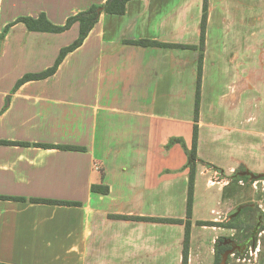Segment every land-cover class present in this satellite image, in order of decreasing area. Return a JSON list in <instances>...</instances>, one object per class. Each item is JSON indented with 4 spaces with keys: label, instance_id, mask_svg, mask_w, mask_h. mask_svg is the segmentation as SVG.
<instances>
[{
    "label": "crops",
    "instance_id": "obj_1",
    "mask_svg": "<svg viewBox=\"0 0 264 264\" xmlns=\"http://www.w3.org/2000/svg\"><path fill=\"white\" fill-rule=\"evenodd\" d=\"M107 2L0 0V37L20 17L63 26ZM203 16L204 0H131L54 75L20 86L54 67L80 25L0 38V141L29 145L0 144V264H183ZM198 127L188 264H214V245L236 232L200 222L246 207L264 264V0H208ZM102 182L108 195L92 192Z\"/></svg>",
    "mask_w": 264,
    "mask_h": 264
},
{
    "label": "trees",
    "instance_id": "obj_2",
    "mask_svg": "<svg viewBox=\"0 0 264 264\" xmlns=\"http://www.w3.org/2000/svg\"><path fill=\"white\" fill-rule=\"evenodd\" d=\"M131 0H108V2L104 5H94L90 9L79 12L71 17L68 18L67 22L63 26H57L54 25L48 17L45 14H41L38 18H32V17H20L12 24L8 25L2 35H1V41H3L6 36L14 29L18 27H23L27 32H41V33H64L68 31L75 23H78L80 25V35L78 39L73 42L68 47H65L61 50L60 55L57 59L56 64L54 67L40 73V74H34V75H26L23 77L19 83L18 86H20L22 83L30 81V80H42L45 78H48L52 75H54L60 64L63 62L66 55L70 52H73L80 48L90 32L94 29L96 24L98 23L100 16L104 13L107 14H114V15H123L126 11V5ZM207 18H208V0H204V16H203V23H202V36H201V59H200V65H199V75H198V86H197V101H196V107H195V126H194V135H193V145L190 150L187 151V154L189 156V167L191 169V175H190V185H189V199H188V219L186 221V235H185V244H184V252H183V264L189 263V249H190V229H191V215H192V204H193V192H194V172L196 164L199 162V159L196 157V151H197V140H198V123H199V114H200V96H201V80H202V72H203V58H204V45H205V34H206V24H207ZM130 44H136L143 47H168V48H184V46H169V45H163L157 42H151V41H138V42H129ZM175 141L179 140H172L170 144L174 143ZM1 145H19V146H29L28 144L24 143H12L7 141H0ZM39 147L43 148H60L63 150H75L80 151L83 149L77 148V147H55V146H48V145H37ZM100 171V170H99ZM238 178V177H237ZM242 180L249 181L248 177L241 178ZM250 184L253 181H249ZM92 192L100 195H108L110 193L109 186L105 185L103 182L101 184H96L92 186ZM0 199L5 200L8 199L6 197H1ZM34 202H43L46 204H56V205H66V206H78L77 203L73 202H61V201H41V200H34ZM257 210H253L252 207H246L244 208L239 218L245 213H250L251 217L254 219L257 218L255 213ZM257 214V213H256ZM112 218L122 219V220H136V221H149V222H163V223H173V220H167V219H155V218H143V217H130V216H111ZM238 218V219H239ZM176 222V221H175ZM181 223V222H180ZM199 225L204 226H217V227H226L230 229L236 230V232H242L244 233L245 237L243 241L249 239L252 235V229L254 227L246 224V221L244 220L241 222H237V219H233L232 221H229L228 223H213V222H200ZM260 230H264V226L260 227ZM222 239L218 240V244L215 249V263L219 264L222 260L223 254L226 252V247L222 244ZM253 242V240H251Z\"/></svg>",
    "mask_w": 264,
    "mask_h": 264
},
{
    "label": "rangeland",
    "instance_id": "obj_3",
    "mask_svg": "<svg viewBox=\"0 0 264 264\" xmlns=\"http://www.w3.org/2000/svg\"><path fill=\"white\" fill-rule=\"evenodd\" d=\"M233 183H238V182H242L244 185H250V182L247 180H240L237 177L232 178ZM239 184V183H238ZM244 189H246V186L244 187ZM243 193H247L246 190H244ZM236 202H233V212L236 211ZM254 210V208H252ZM253 218L251 217L250 213H245V215L242 216V218L240 217L237 222H241L244 220L246 221L247 225L252 224V220ZM245 234L242 232H235L234 235L229 236L228 238H223L222 239V244L226 247V252L227 251H231L233 252L232 254L229 255L228 260H227V264L229 259H240V260H248L251 264L255 263V261L257 260V252L256 249L253 245V242H250L247 246H245L244 248L240 249L239 251H236L234 249L235 245H239L242 244L244 241V236ZM230 240V241H229ZM218 244L217 243L214 245L213 251L216 249V246Z\"/></svg>",
    "mask_w": 264,
    "mask_h": 264
},
{
    "label": "water",
    "instance_id": "obj_4",
    "mask_svg": "<svg viewBox=\"0 0 264 264\" xmlns=\"http://www.w3.org/2000/svg\"><path fill=\"white\" fill-rule=\"evenodd\" d=\"M259 226H260V222H259V224L257 225V227H255V229L253 230L252 235H251L250 238H252V239L255 238V236H256L257 233H258ZM229 241H230V240H229ZM249 243H250V241H249ZM249 243H248V244H249ZM236 246H237V247H236ZM246 246H247V245H246ZM237 248H238V250L242 249V248H241V244H239V245L236 244L235 247H234V249L237 250ZM243 248H244V247H243ZM232 253H233V252H231V251H227V252H225L224 255H223V259H222L221 263H219V264H227L228 257H229V255L232 254Z\"/></svg>",
    "mask_w": 264,
    "mask_h": 264
},
{
    "label": "bare ground",
    "instance_id": "obj_5",
    "mask_svg": "<svg viewBox=\"0 0 264 264\" xmlns=\"http://www.w3.org/2000/svg\"><path fill=\"white\" fill-rule=\"evenodd\" d=\"M251 240H253L252 238H249L247 239L246 241H244L242 244H241V248L245 247L246 245H248L249 241L251 242ZM237 247V246H236ZM238 250V248H237ZM239 251V250H238Z\"/></svg>",
    "mask_w": 264,
    "mask_h": 264
},
{
    "label": "built area",
    "instance_id": "obj_6",
    "mask_svg": "<svg viewBox=\"0 0 264 264\" xmlns=\"http://www.w3.org/2000/svg\"><path fill=\"white\" fill-rule=\"evenodd\" d=\"M96 170L99 171L100 168H99V167H96ZM212 170L215 171L216 173H218V176L221 174L220 171H218V170H216V169H213V168H212ZM236 251H238V250H236ZM223 255H224V254H223ZM222 259H223V256H222ZM221 261H222V260H221ZM220 263H221V262H220Z\"/></svg>",
    "mask_w": 264,
    "mask_h": 264
}]
</instances>
